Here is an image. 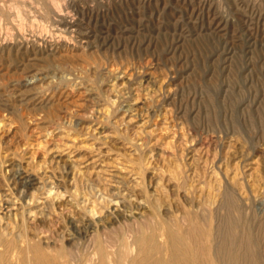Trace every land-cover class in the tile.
Listing matches in <instances>:
<instances>
[{
  "label": "rangeland",
  "instance_id": "374dc122",
  "mask_svg": "<svg viewBox=\"0 0 264 264\" xmlns=\"http://www.w3.org/2000/svg\"><path fill=\"white\" fill-rule=\"evenodd\" d=\"M226 189L256 223L264 0H0L4 262L128 223L210 240Z\"/></svg>",
  "mask_w": 264,
  "mask_h": 264
},
{
  "label": "bare ground",
  "instance_id": "6f19581e",
  "mask_svg": "<svg viewBox=\"0 0 264 264\" xmlns=\"http://www.w3.org/2000/svg\"><path fill=\"white\" fill-rule=\"evenodd\" d=\"M222 198L221 206L227 213L210 240L203 238L198 223L194 222L191 241H186L180 233L162 228L160 236L164 240L161 242H152L155 235L142 231L141 224L128 223L121 233L97 232L92 245L86 248L70 246L60 261L48 256L41 244L27 234L22 239L26 250L34 252L30 264H91L94 259L98 260L97 264H116L117 245L112 240L123 249L120 252L125 264H264V212L255 223L253 214L246 216L230 190L226 189ZM4 254L0 250V264H11L4 262ZM18 254L13 251L10 256L18 258Z\"/></svg>",
  "mask_w": 264,
  "mask_h": 264
}]
</instances>
